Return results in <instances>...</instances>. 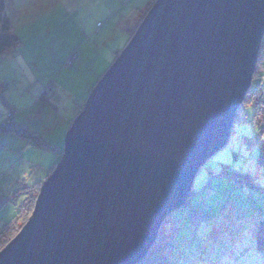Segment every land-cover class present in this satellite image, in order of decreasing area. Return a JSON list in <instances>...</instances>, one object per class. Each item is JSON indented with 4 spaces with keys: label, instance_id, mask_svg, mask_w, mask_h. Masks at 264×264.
Listing matches in <instances>:
<instances>
[{
    "label": "water",
    "instance_id": "95a60500",
    "mask_svg": "<svg viewBox=\"0 0 264 264\" xmlns=\"http://www.w3.org/2000/svg\"><path fill=\"white\" fill-rule=\"evenodd\" d=\"M264 0H156L90 91L0 264H139L223 149Z\"/></svg>",
    "mask_w": 264,
    "mask_h": 264
},
{
    "label": "rangeland",
    "instance_id": "374dc122",
    "mask_svg": "<svg viewBox=\"0 0 264 264\" xmlns=\"http://www.w3.org/2000/svg\"><path fill=\"white\" fill-rule=\"evenodd\" d=\"M3 1L10 32L19 41L9 54L0 55L2 98L11 102H7V109L0 101V125L13 127L15 122L14 127L19 126L25 134L10 138V133H0V157L16 156L17 163L38 166L34 173L43 182L60 161L65 135L90 91L129 36L132 38L155 0ZM253 80H262L264 96L262 55ZM259 93L247 94L241 105L244 112L238 114L247 122L233 125L227 145L196 175L187 204L172 214L182 226L170 224L160 229L166 234L164 240L175 239L169 256L173 264H264L252 247L257 236L255 221L264 216V166L258 164L264 151V97L260 100ZM43 96L46 103L41 101ZM33 139L45 141L51 151L38 149ZM5 144L13 152L5 151ZM19 169L0 161V231L26 195L24 179L12 191L17 177L23 174L24 169ZM42 182L26 187V193L36 194ZM186 206L207 209L212 218L189 223ZM26 208L0 236V247L30 216Z\"/></svg>",
    "mask_w": 264,
    "mask_h": 264
},
{
    "label": "trees",
    "instance_id": "16d2710c",
    "mask_svg": "<svg viewBox=\"0 0 264 264\" xmlns=\"http://www.w3.org/2000/svg\"><path fill=\"white\" fill-rule=\"evenodd\" d=\"M10 31H11V25H10V21H9V19H8L6 13H5V4H4V1L3 0H0V55H7V54H9L13 50L14 46L19 41L18 38L16 36L12 35ZM129 40H130V36H129ZM129 40H128V42H129ZM261 55H262V59L264 60V38H263V41H262V46H261V50H260V54H259L257 63L259 62V59H260V56ZM254 75H255V73H254ZM261 82H262V80H252L251 87H250V89L248 91V93L250 91H253L254 94H258V92H260L259 93L260 100H262V98L264 97L263 96V93L261 91V86H260ZM257 89H259V91ZM2 91L3 90L0 89V101H1V103H3V105H6V107L8 109L9 108V106H8L9 104L7 103L8 100L7 101H4V99L2 98ZM246 97H247V95H246ZM41 101H44L46 103V100H45L44 96L41 97ZM244 101H245V99H244ZM244 101L242 102V104L244 103ZM263 105H264V103H263ZM242 110L244 112V109L243 108L241 109V106H240L234 124L236 122H238V121H240L241 123H246L247 122L246 119H245V121L242 122V120H240V117L238 118V116H239L238 114ZM237 118H238V120H237ZM15 126H17V125H15ZM0 133H12V134L24 133L25 134V131H22L19 126H18V128H16V127H14V125L12 127V126H8V124L3 123L2 125H0ZM33 145L35 147H37L38 149L43 150L44 152L45 151H51V149L49 148L50 146L45 141H40V143H39L38 141H36L35 139H33ZM6 156H5V158L2 159V157H4V156L1 155L0 161H3L5 163V165H6V167L9 168L10 164H8V161L12 162L13 159H12V157H6ZM61 156H62V153H61ZM258 161H259L258 164L260 165V167L264 166V151H261L260 152L259 160ZM14 174H15V169H14ZM242 176L243 175H241V176L237 175L236 177L241 178ZM243 177L248 178L249 176H243ZM20 180L21 179H19V181ZM21 182H22V180H21ZM33 184H34V182L30 183L29 186H32ZM26 186L29 188V186L27 184H26ZM24 190L25 191H23L24 192L23 195L26 194L27 196L26 195L24 196V201H23V203L20 206L17 207V212L15 213V215L13 216V218L9 222H7L6 225L4 226V228L0 231V236H3L5 234V231H6V229H8V226L10 225V223H12L14 220H16L18 218V215L20 214V212H22L20 210H23L25 206L27 207L25 209L26 210L25 213H27V211L32 212L33 205H34V201H35V198L37 196L38 190L36 191V194H34L33 196L30 195V194H28V193H26V187H25ZM188 198H189V196H188ZM187 201H188V199H187ZM186 204H187V202H186ZM184 209H187L188 210V214L186 215L185 218H186V220L189 223H191L192 220H195L196 222H200V221H206L207 222L210 218H212V214L209 213V211L207 209L206 210L205 209H197L195 206H186V208H184ZM180 210H182V209H180ZM171 216L172 215H170L167 218V220L164 222V224L162 225L161 228H163V227L165 228V227H167L170 224H178L176 226V228L180 227V224L182 226V223H181V221L179 219H172ZM260 217L261 218H258L255 221V224H254V226L257 227V232H256V235L257 236L253 240L254 242L252 243L253 244L252 247L255 248V252L258 254V257H260L259 258L260 261L264 262V216H260ZM27 219H26V221H27ZM165 235L166 234H164L163 231L162 232H161V230L159 231V234L157 236V239H156L154 245L152 246L151 250L149 251V253L147 254V256L139 264H173L174 263V262H172L170 260L169 256L172 253V249L173 248L171 246L173 245L175 239H171V242H170V240L168 241V239L166 241V240H164V236ZM167 235H168V233H167ZM174 235H175V232L173 231V236ZM13 236H15V234ZM10 240L4 241V243L0 247V250ZM174 256H176V255H174Z\"/></svg>",
    "mask_w": 264,
    "mask_h": 264
},
{
    "label": "crops",
    "instance_id": "0c3cea01",
    "mask_svg": "<svg viewBox=\"0 0 264 264\" xmlns=\"http://www.w3.org/2000/svg\"><path fill=\"white\" fill-rule=\"evenodd\" d=\"M10 98H8L7 100L9 101V103L11 104V102H10V100H9ZM7 101V102H8ZM9 104V105H10ZM11 107V106H10ZM56 113L58 112V108L57 107H55V110H54ZM14 125H15V122H14ZM21 125V124H20ZM12 136L10 137V138H19V137H17L15 134H12V133H10ZM5 148H7V149H5ZM5 148H3L5 151H7V152H13L12 151V149H10L9 148V146L8 145H6L5 144ZM9 148V149H8ZM12 148V147H11ZM33 152H35V153H37V154H39L40 152H38V151H33ZM43 156V155H42ZM49 157H50V155H48ZM7 157V156H6ZM3 158H5V156L4 157H2V159ZM12 159H13V161L12 162H10V161H8V164H10V166L13 168H18L19 169V167L21 168V169H24V170H22V172H23V174L21 175V176H18V179H17V181L15 182V184H14V188H13V190L12 191H15L16 189H18L19 188V186H18V182H21V180H23L24 179V184L26 185H30V183H32V182H42V180L41 181H39L38 179H37V175L34 173V171L35 170H37V168L36 167H38V166H34V165H31V164H28V163H24V162H18L17 163V161H18V157H16V156H12ZM20 170V169H19ZM19 172H17L16 174H18ZM28 173V174H27ZM28 178V179H27ZM19 179H21L20 181H19ZM34 185V184H33ZM27 187V186H26ZM29 187H31V186H29Z\"/></svg>",
    "mask_w": 264,
    "mask_h": 264
}]
</instances>
